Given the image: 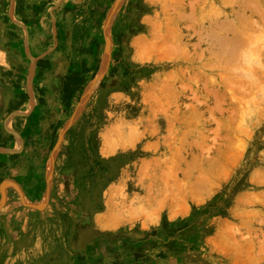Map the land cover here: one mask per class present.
Listing matches in <instances>:
<instances>
[{"label": "rangeland", "instance_id": "obj_1", "mask_svg": "<svg viewBox=\"0 0 264 264\" xmlns=\"http://www.w3.org/2000/svg\"><path fill=\"white\" fill-rule=\"evenodd\" d=\"M200 1L0 0V264H264V19Z\"/></svg>", "mask_w": 264, "mask_h": 264}, {"label": "bare ground", "instance_id": "obj_2", "mask_svg": "<svg viewBox=\"0 0 264 264\" xmlns=\"http://www.w3.org/2000/svg\"><path fill=\"white\" fill-rule=\"evenodd\" d=\"M163 1H164V0H163ZM198 1H200V0H198ZM228 1L231 2V0H228ZM237 1H238V0H237ZM237 1H236V2H237ZM246 1H248V0H246ZM246 1H245V4L247 3ZM249 1H250V0H249ZM200 2H201V1H200ZM205 2H206V1H205ZM233 2H235V1L233 0ZM242 2H243V1H242ZM251 2H252V0H251L249 3H247L248 5H245V6L249 7L248 9H247V7L245 8V9H247V10H250V11H248V12H249L248 14H250L251 10L255 8V9H254V11H255L254 13H257L256 16L258 17V19H259V20H260V18H261V19H264V17L262 18V15H261L262 13L260 12V15H259V13H258V12L260 11L259 8H258V7H255V5L253 4V2H252V3H251ZM254 2H255V1H254ZM201 3H202V2H201ZM243 3H244V2H243ZM243 3H242V4H243ZM256 3H257V2H256ZM163 4H164V3H163ZM231 4H232V3H231ZM187 5H188V4H187ZM232 5H233V4H232ZM250 5H251V6L254 5V7L252 8ZM178 6H180V5H178ZM230 6H231V5H230ZM233 6H234V5H233ZM236 6H237V5H236ZM236 6H235V7H236ZM243 6H244V4H243ZM243 6H242V7H243ZM189 7H190V5H189ZM210 7H211L210 9H212V6H210ZM226 7H227V6H226ZM231 7H232V6H231ZM250 7H251V9H250ZM259 7H260V6H259ZM190 8H191V7H190ZM192 8H193V6H192ZM215 8H216V7H215ZM171 9H172V8H171ZM193 9H194V8H193ZM242 9H243V8H242ZM256 9H257V10H256ZM237 10H238V9H237ZM163 11H164V10H163ZM192 11H193V10H192ZM239 11H240V10H239ZM245 11H246V10H245ZM245 11H243V13H244ZM261 11H262V10H261ZM164 12H165V11H164ZM216 12L219 14V11H216ZM220 12H221V11H220ZM252 12H253V10H252ZM252 12H251V13H252ZM189 13H190V10H189ZM189 13H188V14H189ZM214 13H215V12H214ZM241 13H242V12H241ZM243 13H242V14H243ZM254 13H253V14H254ZM190 14L193 15L192 12H191ZM218 14H216V15H218ZM242 14H241V16H240V14L237 15V18H234V19H239L238 22H240V18H239V17H242ZM253 14H252V15H253ZM191 15H187L188 18H189V16L192 17ZM243 15H244V14H243ZM246 15H247V14H246ZM184 16H185V15H184ZM184 16H183V17H184ZM214 16H215V15H214ZM218 16H220V15H218ZM215 17H216V16H215ZM235 17H236V16H235ZM246 17H248V16H246ZM173 18H174V17H173ZM184 18H185V17H184ZM188 18H187V19H188ZM149 19H150V18H149ZM189 19H191V18H189ZM217 19H218V18H217ZM241 19H242V18H241ZM180 20H181V19H180ZM244 20H245V19L243 18V19H242V23H244V25H245V26L243 25V26L245 27V31H246V29H247V28H246V25L248 26V24H252V25H249L247 30H250V29H249L250 26H251V27H254V28H259V30H260V28H261V30H262V27H261L262 25L259 27L260 24H259L258 21H256V19L252 21V20H250V19L248 18V20H250L251 22L248 21V20H246V21H247V22H246V21H244ZM181 21H182V20H181ZM192 21L195 22V20H193V17H192ZM196 21H197V20H196ZM226 21H229V20H227V18H226V20H225L224 22H226ZM230 21H231V20H230ZM149 22H150V21H149ZM188 22H191V21H188ZM224 22L221 23V21H220L221 24H220V23H219V24L222 25ZM234 22H235V21H234ZM245 22H246V24H245ZM150 23H151V22H150ZM230 23H231V24H234V23H233V20H232ZM230 23H228V24H230ZM215 24H216V23H215ZM215 24H214V25H215ZM239 24H240V23H239ZM262 24H263V23H262ZM195 25H196V24H195ZM197 25H198V23H197ZM224 25H225V24H224ZM240 25H241V24H240ZM240 25H237V26H240ZM201 26H202V25H201ZM218 26H219V25H218ZM227 26H228V25H227ZM227 26H226V27H227ZM243 26H242V27H243ZM215 27H216V26H215ZM223 27H224V26H223ZM228 27H229V26H228ZM232 27L235 28V30H236V29L238 30V27H234V26H232ZM232 27H231V28H232ZM242 27H241V28H242ZM185 28H186V27H185ZM216 28H217V27H216ZM188 29H189V27H188ZM176 30H177V29H176ZM224 30H225V29H224ZM256 30H257V29H256ZM256 30L254 31L253 29H251L250 32L252 31L253 33H250V34H254V33L256 32V34H254V35L256 36L257 33L259 32V31L257 32ZM233 31H234V30H233ZM195 32H196V31H195ZM195 32L193 31V33H195ZM218 32H219V31H218ZM234 32L236 33V31H234ZM196 34H197V32H196ZM198 34H199V33H198ZM225 34H226V33L224 32V36H225ZM239 34L241 35V33L238 32V35H239ZM250 34L248 33V35H247V36L250 37V39L246 36V34H244L245 36L242 34V35H241V38H242V37H245V38L247 37L248 40L250 41V40L252 39V37H254V35H250ZM259 34H260V33H259ZM199 35H200V34H199ZM173 36H174V35H173ZM231 36H232V35H231ZM203 37H206V35H204ZM210 37H211V36H210ZM212 37H214V36H212ZM151 38H152V37H151ZM206 38H207V37H206ZM206 38H205V39H206ZM208 38H209V37H208ZM215 38H216V36H215ZM215 38H214V39H215ZM226 38H227V37H226ZM226 38L224 37V39H226ZM254 38H255V37H254ZM172 39H173V38H172ZM200 39H201V37L199 38V40H200ZM209 39H210V38H209ZM218 39H219V38H218ZM239 39H240V38H239ZM255 39H256V38H255ZM257 39H259V37H258ZM260 39H261V38H260ZM155 40H156V39H155ZM159 40H160V39H159ZM222 40H223V39H222ZM228 40L230 41V38H229ZM235 40H236V39H235ZM237 40H238V39H237ZM245 40H246V39H245ZM245 40L243 39V41L245 42L244 44H247V42H246L247 40H246V41H245ZM252 40H253V39H252ZM263 40H264V38H263ZM173 41H174V40H173ZM216 41H217V40H216ZM216 41H215V43H216ZM229 41H228V42H229ZM231 41H232V40H231ZM240 41H241V40H240ZM243 41H241V43H239V40H238V41L236 42V44L238 43V44H241V45H242V42H243ZM151 42H152V41H151ZM219 42H221V41H219ZM219 42H218V44H219ZM223 42H225V40H223ZM233 42H235V41L233 40ZM233 42L231 43V45H232V44L235 45ZM252 42H253V41H252ZM256 42H257V41H256ZM221 43H222V42H221ZM225 43H227V40H226ZM153 44H154V43H153ZM162 44H163V43H162ZM164 44H165V42H164ZM176 44H178V43H176ZM238 44H237V45H238ZM248 44H249V43H248ZM251 44H252V43H251ZM257 44H258V43H257ZM180 45H181V44H180ZM180 45H179V46H180ZM192 45H193V44H192ZM192 45H190V46H192ZM221 45H223V44H221ZM226 45H227V44H226ZM228 45H229V44H228ZM228 45H227L226 47H228ZM233 45H232V46H233ZM237 45H235V46L237 47ZM254 45H255V44H253V46H254ZM259 45H260V44H259ZM146 46H147V45H146ZM164 46H165V45H164ZM175 46L178 47L177 45H175ZM194 46H195V44H194ZM235 46H234V47H235ZM262 46H263V45H262ZM213 47H214V46H212L211 48H213ZM220 47H221V46H220ZM234 47H233V48H234ZM236 47L234 48V51H235V52H237V49H238L239 46H238L237 48H236ZM243 47H244V46H243ZM251 47H252V46H251ZM193 48H194V47H193ZM193 48H192V50H193ZM240 48H241V47H239V50H240ZM245 48H246V46H245ZM150 49H151V47H150ZM158 49H159V48H158ZM167 49H169V47H168ZM172 49H173V48H172ZM172 49H171V50H172ZM176 49H178V48H176ZM185 49H186V48H185ZM194 49H195V48H194ZM208 49H209V48H208ZM220 49H221V48H220ZM222 49H223V48H222ZM230 49H232V47H231ZM235 49H236V50H235ZM249 49H250V47H249ZM261 49H262V48H261ZM179 50H180V51H179ZM257 50H258V49H257ZM155 51H156V50H155ZM163 51H164V50H163ZM166 51H167V50H166ZM176 51H177V50H176ZM176 51H175V53H176ZM181 51H182V47H181V49H178V54H179V52H181ZM183 51H184V50H183ZM198 51H199V48H198ZM223 51H225V50H223ZM229 51H230V50H229ZM231 51H232V50H231ZM240 51H242V50H240ZM248 51L252 53V51H250V50H248ZM199 52H200V51H199ZM219 52H220V51H219ZM221 52H222V51H221ZM232 52H233V51H232ZM232 52H231V53H232ZM244 52H245V51H244ZM249 52H247V50H246V53H245V54H247V53H249ZM149 53H151V52H149ZM162 53H163V52H162ZM169 53H170V52H169ZM169 53H168V54H169ZM173 53H174V52H173ZM181 53H183V52H181ZM206 53H207V52H206ZM210 53H211V51L209 52V54H210ZM213 53H214V56H215V55H218V57L222 56V55L219 56V54H218L217 51H216V52H212V56H213ZM215 53H216V54H215ZM238 53H239V52H238ZM238 53H237V54H238ZM166 54H167V53H166ZM176 54H177V53H176ZM178 54H177V55H178ZM201 54H202L201 57H203V53H201ZM220 54H221V53H220ZM245 54H242L241 56H242V57H246V58H248V59L250 58V60H252L251 58H254V55H253V56L250 55V56H252V57H247L248 54H247L246 56H243V55H245ZM254 54H256V52H255ZM163 55H164V54H163ZM170 55H171V54H170ZM210 55H211V54H210ZM226 55H228V54H226ZM226 55L224 54V56H226ZM233 55H234V53H233ZM239 55H240V54H239ZM256 55H257V54H256ZM256 55H255V56H256ZM165 56H166V55H165ZM168 56H169V55H168ZM168 56H167V57H168ZM214 56H213V57H214ZM230 56H231V55H230ZM237 56H238V55H237ZM218 57H215V59L218 60V59H219ZM222 57H223V56H222ZM227 57H228V56H226V58H227ZM233 57H234V56H233ZM242 57H241V58H242ZM207 58H208V57H207ZM210 58H211V57H210ZM210 58H209V59H210ZM231 58H232V57H231ZM237 58H238V57H237ZM239 58H240V57H239ZM172 59H173V58H172ZM221 59H222V58H220L219 60H221ZM255 59H256V58H255ZM212 60H214V58H213ZM233 60H235V61H233V62H236V57H235V59H233ZM237 60H238V59H237ZM258 60H259V59H258ZM214 61H216V60H214ZM214 61H212V62H213L212 64H215V63H216V62H214ZM225 61H226V59H225ZM227 61H228V59H227ZM253 61H254V60H253ZM219 62H220V61H219ZM221 62L223 63V59L221 60ZM221 62H220V63H221ZM237 62H238V61H237ZM244 62H245V61H244ZM247 62L249 63V66H250V62H249L248 60H247ZM239 63H240V61H239ZM203 64H204V63H203ZM216 64H217V67H218V66H219V63H216ZM230 64H231V63H230ZM236 64H237V63H236ZM241 64L243 65V62H241ZM246 64H247V63H246ZM259 64H260V62H259ZM260 65H261V64H260ZM226 66L228 67V66H230V65H226ZM231 66H232V65H231ZM233 66H236L235 63H233ZM237 66H238V65H237ZM203 67H206V66H203ZM215 67H216V65H215ZM227 67H226V68H227ZM221 68H222V67H221ZM228 68H230V67H228ZM228 68H227V69H228ZM231 68H232V67H231ZM262 68H263V67H262ZM196 69H198V67H197ZM206 69H207V68H205V70H206ZM219 69H220V68H219ZM234 69H235V68H234ZM232 70H233V68H232ZM198 71H199V70H198ZM225 71H226V70H225ZM257 71H258V70H257ZM183 72H184V71H183ZM245 72H247V70H246ZM245 72H244V73H245ZM186 73H187V72H186ZM224 73H225V72H224ZM230 74H231V73H230ZM245 74H246V73H245ZM187 75H188V74H187ZM195 75H196V74H195ZM196 76H197V75H196ZM197 77H198V76H197ZM199 77H200V76H199ZM231 77H232V76H231ZM187 78H188V77H187ZM225 78H226V77H225ZM246 78H247V76H246ZM191 79H192V78H191ZM223 79H224V78H223ZM236 79H237V78H236ZM204 80H205V79H204ZM226 80H228V79H226ZM233 80H234V79H233ZM190 81H191V80H190ZM197 81H198V80H197ZM197 81H196V82H197ZM228 81H229V80H228ZM228 81H227V82H228ZM230 81H231V80H230ZM230 81H229V82H230ZM204 82H205V81H204ZM224 82H226V81L224 80ZM254 82H255V81H254ZM237 83H239V81H238ZM255 83H256V82H255ZM261 83H262V82H261ZM194 84H195V83H194ZM231 84H232V82H231ZM235 84H236V83H235ZM235 84H234V85H235ZM257 84H258V82H257L255 85H257ZM171 85H172V84H171ZM205 85H206V83H204V88L206 87ZM226 85H227V84H226ZM238 85H239V84H238ZM202 86H203V85H202ZM228 86H230V85H228ZM228 86H227V87H228ZM246 86H247V85H246ZM183 87H184V86H183ZM227 87H226V88H227ZM232 87H234V88L236 87V89H237V85H236V86H233V85H232ZM239 87H240V86H238V91H239V89L241 88V87H240V88H239ZM249 87H250V86H249ZM226 88H225V89H226ZM251 88H252V86H251ZM229 89H230V87H229ZM231 89H232V88H231ZM242 89H243V88H242ZM245 89H246V88H245ZM245 89H244V90H245ZM159 90H160V89H159ZM181 90H182V89H181ZM232 90H233V89H232ZM240 90H241V89H240ZM249 90H251V89H249ZM249 90H247L246 92H248ZM214 91L216 92V90H214ZM238 91H237V93H238ZM171 93H172V92H171ZM207 93H208V92H207ZM209 93H210V90H209ZM235 93H236V92H235ZM235 93H233V94H235ZM242 93H243V92H242ZM159 94H160V93H159ZM172 94H173V93H172ZM189 94H190V92H189ZM210 94H211V93H210ZM226 94H227V93H226ZM233 94H232V95H233ZM239 94H240V93H239ZM244 94H246L245 91H244ZM228 95H229V93H228ZM151 97H152V96H151ZM154 97H155V96H154ZM173 97H174V96H173ZM216 97H217V96H216ZM221 97H222V95L220 96V99H221ZM228 97H229V96H228ZM233 97H234V96H233ZM149 98H150V97H149ZM174 98H175V97H174ZM223 98H224V97H223ZM152 99H153V98H152ZM218 99H219V98H218ZM218 99H217V100H218ZM232 99H233V98H232ZM234 99H235V97H234ZM170 101H171V100H170ZM175 101H176V99H175ZM192 101H193V100H192ZM213 101H214V100H213ZM152 102H153V100H152ZM194 102H195V101H194ZM196 102H197V101H196ZM200 103H201V102H200ZM215 103H216V102H215ZM215 103H214V104H215ZM219 103H220V102H219ZM147 104H148V103H147ZM214 104H213V107H214ZM231 104H232V103H231ZM189 105L191 106V104H189ZM217 105H219V104H217ZM220 105H221V104H220ZM220 105H219V106H220ZM167 106H168V105H167ZM167 106H166V107H167ZM169 106H170V105H169ZM155 107H156V105H155ZM171 107H172V106H171ZM184 107H185V105H184ZM215 107H216V106H215ZM161 108H162V107H161ZM169 108H170V107H169ZM185 108H186V107H185ZM210 108H211V107H210ZM147 109H148V108H147ZM166 109L168 110V107H167ZM166 109H165V110H166ZM211 110H212V108H211ZM224 110H225V109H224ZM157 111H158V110H157ZM157 111H156V112H157ZM168 111H169V110H168ZM173 111H174V110H173ZM177 111H178V110H177ZM161 112H162V111H161ZM222 112H223V111H222ZM222 112H221V113H222ZM229 112H230V111H229ZM174 113H175V111H174ZM195 113H196V112H195ZM195 113H194V114H195ZM209 113H210V112H209ZM225 113H226V111H225ZM217 114H218V113H217ZM166 115H167V114H166ZM230 115H231V113H230ZM230 115H229V116H230ZM152 116H153V114H152ZM172 116H174V115H173V112H172ZM153 117H154V116H153ZM153 117H152V119H153ZM211 117H212V116H211ZM171 118H172V117H171ZM213 118H214V117H213ZM172 119H173V118H172ZM217 124H218V123H217ZM221 124H222V123H221ZM223 125H224V124H223ZM215 126H216V124H215ZM152 128H153V127H152ZM201 129H202V128H201ZM214 129H216V128H214ZM218 129H219V128H218ZM145 131H146V130H145ZM150 132H151V131H150ZM152 133H153V131H152ZM154 134H155V133H154ZM156 134H157V133H156ZM189 134H190V133H189ZM212 134H215V133L212 132ZM217 135H218V133H217ZM148 136H149V135H148ZM213 136H214V135H213ZM215 137H216V136H215ZM222 137H223V136H222ZM226 137H227V135H226ZM202 138H203V137H202ZM202 138H201V139H202ZM216 138L218 139V136H217ZM227 138H228V137H227ZM227 138H226V139H227ZM203 140H206V139H203ZM218 140H220V138H219ZM230 140H231V139H229V141H230ZM184 141H185V139H184ZM212 141H213V140H212ZM212 141H211V142H212ZM214 141H215V140H214ZM226 141H228V140H226ZM232 141H233V140H232ZM232 141H231V142H232ZM192 142H193V141H192ZM200 142H201V141H200ZM167 144H168V143H167ZM195 144H196V148H197V146H198L197 143L194 142V144H192V145L194 146ZM151 145H153V144H151ZM162 145H163V144H162ZM181 145H182V144H181ZM200 145H201V144H200ZM202 145H203V144H202ZM211 145H212V144H211ZM215 145H216V144H215ZM182 146H183V145H182ZM193 146H192V147H193ZM204 146H205V145H204ZM212 146H213V145H212ZM202 147H203V146H202ZM202 147H201V148H202ZM210 147H211V146H210ZM226 147H227V146H226ZM208 148H209V147H208ZM224 149H225V147H224ZM226 149H227V148H226ZM155 150H156V149H155ZM188 150H190V149H188ZM208 150H209V149H208ZM169 151H170V150H169ZM180 151H181V150H180ZM204 152H205V151H204ZM208 152H209V151H208ZM178 155H179V154H178ZM189 156H190V155H189ZM196 156H197V155H196ZM173 157H175V156H173ZM191 157H192V156H191ZM175 159H177V158H175ZM182 159H183V158H182ZM183 160H185V159H183ZM215 160H216V159H215ZM176 161L178 162V160H176ZM176 161H175V162H176ZM181 161H182V160H180V162H181ZM193 161H195V160H193ZM167 162H168V160H167ZM169 162H170V161H169ZM173 162H174V161H173ZM177 162H176V164H178ZM210 162H211V161H210ZM216 163H217V162H216ZM229 163H230V162H229ZM162 164H163V163H162ZM164 164H165V162H164ZM187 164H188V163H187ZM198 165H199V164H198ZM208 166H209V164H208ZM210 167H212V166H210ZM217 167H218V165H217ZM177 168H178V167H177ZM190 168H191V167H190ZM199 168H200V167H199ZM199 168H198V169H199ZM207 168H208V167H207ZM194 169H195V168H194ZM208 169H209V168H208ZM217 169H218V168H217ZM179 170H180V169H179ZM181 170L183 171V169H181ZM184 170H185V169H184ZM191 170H193V169H191ZM209 170H210V169H209ZM214 170H215V168H214ZM161 171H163V170H161ZM182 171H181V172H182ZM196 171H197V170H196ZM207 171H208V170H207ZM207 171H206V173H207ZM169 172H170V171H169ZM201 172H202V171H201ZM179 173H180V172H179ZM171 174H173V173H171ZM174 174H176V173L174 172ZM185 174H186V172H185ZM185 174H184V175H185ZM198 174H199V173L197 172V175H198ZM201 174H203V173H201ZM211 174H212V173H211ZM203 175H204V174H203ZM186 176H188V175L186 174ZM181 177H182V176H181ZM184 177H185V176H184ZM212 177H213V176H212ZM165 178H166V177H165ZM168 178H169V177H168ZM172 178H173V177H172ZM175 178H176V175H175ZM196 178H197V177H196ZM198 178H199V176H198ZM205 178H206V177H205ZM173 179H174V178H173ZM194 179H195V178H194ZM201 179H202V176H201ZM201 179H200V180H201ZM207 179H208V178H207ZM175 180H176V179H175ZM175 180H173V181H175ZM203 180H204V179H203ZM164 181H165V180H163V182H162V181H161V182H162V183H166V182H164ZM176 181H177V180H176ZM176 181H175V182H176ZM195 181H196V180H195ZM197 181H198V180H197ZM204 181H205V180H204ZM175 182H174V183H175ZM178 182H179V184H180V180H179ZM193 182H194V181H193ZM202 182H203V181H202ZM202 182H199V183L201 184ZM199 183H198V184H199ZM204 183H205V182H204ZM179 184L177 185V183H176L177 186H179ZM182 184H183V183H182ZM196 184H197V183H196ZM202 184H203V183H202ZM205 184H206V183H205ZM208 184H209V183H208ZM150 185H151V184H150ZM171 185H172V183H171ZM173 185H175V184H173ZM193 185H194V184H193ZM163 186H164V185H163ZM167 186H168V185H167ZM169 186H170V185H169ZM181 186H182V185H181ZM181 186H179V187H181ZM200 186H201V188L203 187V185H199V187H200ZM164 187H165V186H164ZM173 187H175V186H173ZM179 187H178V190H179L178 192H180ZM183 187H185V186H183ZM189 187H190V186H189ZM192 187H193V186H192ZM194 187H195V186H194ZM147 188H148V187H147ZM150 188H151V187H150ZM153 188H154V187H153ZM162 188H163V187H162ZM170 188H171V187H170ZM175 188H176V187H175ZM187 188H188V187H187ZM190 188H191V187H190ZM195 188H196V187H195ZM148 189H149V188H148ZM183 189H184V188H183ZM188 189H189V188H188ZM188 189H187V190H188ZM197 189H198V186H197ZM204 189H206V187H204ZM204 189H203V190H204ZM164 190H165V189H164ZM194 190H196V189H194ZM201 190H202V189H201ZM148 191H149V190H148ZM159 191H160V190H159ZM171 191H173V190H171ZM176 191H177V190H176ZM184 191H185V190H184ZM184 191H183V192H184ZM190 191H191V190H190ZM192 191H193V189H192ZM195 192H196V191H195ZM197 192H199V191H197ZM147 193H148V192H147ZM176 193H177V192H176ZM185 193H186V192H185ZM145 194H146V193H145ZM165 194H166V193H165ZM165 194H163V195H165ZM174 194H175V193H174ZM189 194H190V192H189ZM195 194H196V193H195ZM195 194H193V197H194ZM161 195H162V194H161ZM163 195H162V196H163ZM170 195H172V193H171ZM175 195H176V194H175ZM195 196H196V195H195ZM254 196H255V194H254ZM174 197H175V196H174ZM178 197H179V196H178ZM178 197H177V198H178ZM180 197H181V195H180ZM199 197H200V196H199ZM252 197H253V196H252ZM141 198H142V197H141ZM147 198H149V197H147ZM152 198H153V197H152ZM184 198H185V197H184ZM184 198H183V199H184ZM190 198H192V196H191ZM145 200L148 201V199H145ZM169 200H170V199H169ZM180 200H181V198H180ZM193 200H194V199H193ZM255 200H256V199H255ZM157 201H158V200H157ZM178 202H180V201H178ZM257 202H258V200H257ZM261 202H262V201H261ZM170 203H171V202H170ZM159 204H160V203H159ZM179 204H181V203H179ZM261 205H262V203H261ZM129 207H130V206H129ZM263 208H264V207H263ZM132 209H133V208H132ZM130 210H131V209H130ZM258 213H259V212H258ZM240 216H241V215H240ZM263 218H264V217H263ZM259 220H260V219H259ZM263 220H264V219H263ZM259 222H260V221H259ZM260 223H263V221H261ZM228 225H229V224H228ZM226 226H227V224L225 225V228H226ZM227 229H228V228H227ZM225 231H226V230H225ZM228 231H229V230H228ZM247 231H248V230H247ZM252 231H253V230H252ZM230 232H231V231H230ZM253 232H254V231H253ZM260 232H261V231H260ZM232 234H233V233H232ZM227 236H229V235H227ZM229 237H230V236H229ZM253 237H254V236H253ZM231 238H232V237H231ZM248 239H249V238H248ZM253 239H254V238H253ZM219 240H220V239H219ZM232 240L234 241V239H232ZM232 240H231V241H232ZM262 240H263V239H262ZM225 242H226V241H225ZM260 242H261V241H260ZM227 243H228V242H227ZM231 243H233V242H231ZM262 244H263V243H262ZM257 246L260 247V245H257ZM237 247H238V246H237ZM259 247H258V248H259ZM235 248H236V247H235ZM235 248L233 247L232 249H235ZM258 248H256V249H257V250H256V254H257V251L260 250L258 253H259V254H262V256H263V253H261L263 248H261V249H258ZM230 249H231V248H230ZM223 251H224V250H223ZM242 251H243V250H242ZM224 252H225V251H224ZM236 253H237V252H236ZM240 253H241V252H240ZM244 253H245V252H244ZM238 254H239V253H238ZM259 254H258V255H259ZM242 256H243V255H242ZM252 256H253V254H252ZM256 256H257V255H256ZM240 257H241V256H240ZM244 257H245V256H244ZM248 257H249V256H248ZM253 257H254V256H253ZM241 260H242V259H241ZM248 260H249V259H248ZM252 260H253V259H252ZM255 260H256V259H255ZM250 261H251V259H250ZM256 261L258 262V260H256ZM247 262H248V261H247ZM251 262H253V261H251ZM251 262H250V263H251ZM250 263H248V264H250ZM255 264H256V263H255ZM257 264H258V263H257Z\"/></svg>", "mask_w": 264, "mask_h": 264}, {"label": "crops", "instance_id": "obj_3", "mask_svg": "<svg viewBox=\"0 0 264 264\" xmlns=\"http://www.w3.org/2000/svg\"><path fill=\"white\" fill-rule=\"evenodd\" d=\"M26 182H28V184H26ZM27 185V186H26ZM41 185V181L40 179H35V178H27L25 181L22 180L21 186H22V194H26V195H31V192H35L36 189H38ZM13 191V190H12ZM13 193H16V191H13Z\"/></svg>", "mask_w": 264, "mask_h": 264}]
</instances>
